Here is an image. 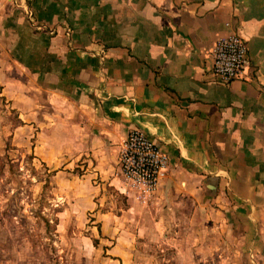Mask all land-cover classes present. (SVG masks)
<instances>
[{
    "label": "crops",
    "instance_id": "obj_1",
    "mask_svg": "<svg viewBox=\"0 0 264 264\" xmlns=\"http://www.w3.org/2000/svg\"><path fill=\"white\" fill-rule=\"evenodd\" d=\"M231 33L250 66L226 84L212 51ZM0 95L35 131L41 162L69 192L67 213L103 224L112 261L127 264L155 239L193 238L203 251L204 226L220 239L229 226L259 236L264 0H0ZM133 129L169 157L147 203L121 176Z\"/></svg>",
    "mask_w": 264,
    "mask_h": 264
},
{
    "label": "rangeland",
    "instance_id": "obj_2",
    "mask_svg": "<svg viewBox=\"0 0 264 264\" xmlns=\"http://www.w3.org/2000/svg\"><path fill=\"white\" fill-rule=\"evenodd\" d=\"M34 134L0 95V264H119L106 254L103 224L67 213L69 192L58 187L55 174L41 162ZM261 217L253 221L259 235L255 240L235 236L234 226L220 239L204 226L203 251L186 242L193 238L179 237L171 244L155 239L137 245L127 264L131 259V264H264ZM248 227L243 226V233L250 234ZM253 241L256 248H250Z\"/></svg>",
    "mask_w": 264,
    "mask_h": 264
},
{
    "label": "built area",
    "instance_id": "obj_3",
    "mask_svg": "<svg viewBox=\"0 0 264 264\" xmlns=\"http://www.w3.org/2000/svg\"><path fill=\"white\" fill-rule=\"evenodd\" d=\"M27 15L33 14L28 11ZM249 66V49L238 33L217 41L211 68L216 80L229 84L242 79ZM119 165L126 187L135 193L137 201L147 203L155 196L167 172L169 157L143 130L133 129L121 144Z\"/></svg>",
    "mask_w": 264,
    "mask_h": 264
}]
</instances>
